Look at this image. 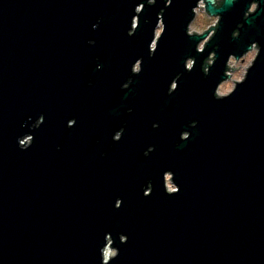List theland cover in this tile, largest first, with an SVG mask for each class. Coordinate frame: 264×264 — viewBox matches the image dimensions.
<instances>
[{"label": "water", "instance_id": "obj_1", "mask_svg": "<svg viewBox=\"0 0 264 264\" xmlns=\"http://www.w3.org/2000/svg\"><path fill=\"white\" fill-rule=\"evenodd\" d=\"M168 1L0 0V264H264V0Z\"/></svg>", "mask_w": 264, "mask_h": 264}, {"label": "rangeland", "instance_id": "obj_2", "mask_svg": "<svg viewBox=\"0 0 264 264\" xmlns=\"http://www.w3.org/2000/svg\"><path fill=\"white\" fill-rule=\"evenodd\" d=\"M201 6H203V3H201ZM255 6L252 7V10H254ZM199 13V20L196 25L192 27L193 30H198V29H204L206 27H209L210 25L213 24L215 21V18H208L206 13L204 12V9L201 7L198 9ZM257 54V49L254 48L252 51H250L248 54H246L244 57H242L240 60H235L232 58L229 63H237V65L229 66L230 70H232V78L228 79L224 83L218 87L217 91H223L227 92L235 87V84L237 83V78L241 76H245L248 65H249V60L253 61L255 56ZM169 189H174V186L170 184V181H167V184ZM109 254H114V251L111 249H108Z\"/></svg>", "mask_w": 264, "mask_h": 264}, {"label": "flooded vegetation", "instance_id": "obj_3", "mask_svg": "<svg viewBox=\"0 0 264 264\" xmlns=\"http://www.w3.org/2000/svg\"><path fill=\"white\" fill-rule=\"evenodd\" d=\"M221 1L222 0H218V4L220 5L221 4ZM148 5H150V6H152V5H154L155 3H156V0H148ZM201 3H203V2H199L198 3V6L196 7V8H194L193 9V12H194V17H193V19L190 21V23H189V25L187 26L188 27V30H187V33L189 34V35H193V34H202V33H204V32H206L207 30H211V32L209 33V36H208V38H207V40L214 34V30H213V28L214 27H216L217 26V24H218V17H211V16H209L207 13H206V11H205V9H204V5L203 6H201ZM170 4V1H168V0H165V3H164V6H162V8L159 10V12H158V14H157V16H158V22H157V26H156V28H155V36H154V40H153V42H152V44H151V49L150 50H153V49H155L156 48V45H157V43H158V38H160V36H161V34H162V32H163V30H164V23H163V13H164V11H165V7L166 6H168ZM204 4V3H203ZM203 8L204 9V12L206 13V15H207V17L208 18H215V22L212 24V25H210L209 27H206V28H204V30H202L201 32H199V31H196V30H193L192 29V27L194 26V25H196L197 23H198V20H199V13H198V9L199 8ZM143 9V5H140L139 7H137V9H136V11L137 12H140L141 10ZM134 24H135V26H133V28H135L136 26H137V17H135V21H134ZM205 42L206 41H204V42H202L200 45H199V48L202 50L203 49V47H204V45H205ZM139 62L140 61H138L137 62V65L135 66V68H139ZM72 124H74V121H71L70 123H69V125H72ZM121 133L120 132H118L116 135H115V137H114V139L115 140H118L119 138H120V135ZM149 150H151V148H149ZM166 180L168 181L169 180V176L168 175H166ZM168 186V185H167ZM175 189V188H174ZM173 189V190H174ZM177 190V189H176Z\"/></svg>", "mask_w": 264, "mask_h": 264}, {"label": "bare ground", "instance_id": "obj_4", "mask_svg": "<svg viewBox=\"0 0 264 264\" xmlns=\"http://www.w3.org/2000/svg\"><path fill=\"white\" fill-rule=\"evenodd\" d=\"M107 255H111V254L108 253V250H107Z\"/></svg>", "mask_w": 264, "mask_h": 264}, {"label": "built area", "instance_id": "obj_5", "mask_svg": "<svg viewBox=\"0 0 264 264\" xmlns=\"http://www.w3.org/2000/svg\"><path fill=\"white\" fill-rule=\"evenodd\" d=\"M25 141H28V140H25Z\"/></svg>", "mask_w": 264, "mask_h": 264}]
</instances>
